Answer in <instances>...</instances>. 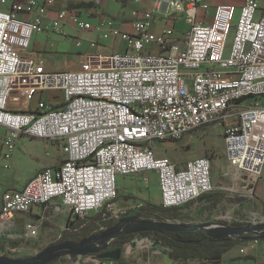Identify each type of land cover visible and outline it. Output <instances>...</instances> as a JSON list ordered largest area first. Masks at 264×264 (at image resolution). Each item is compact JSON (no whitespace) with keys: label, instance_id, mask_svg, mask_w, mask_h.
I'll return each mask as SVG.
<instances>
[{"label":"built area","instance_id":"1","mask_svg":"<svg viewBox=\"0 0 264 264\" xmlns=\"http://www.w3.org/2000/svg\"><path fill=\"white\" fill-rule=\"evenodd\" d=\"M259 1L243 0L233 28L231 6H218L210 22L200 23L197 13L207 12V0H153L155 11L165 6V14L184 17L188 30L177 42L172 28L150 32V12L134 11L129 30L122 31L117 19L101 16L93 25L67 10L46 24L54 0H0V168L11 167L22 137L59 144L64 156L60 166L40 170L22 190L2 194L0 225L11 228L15 214L54 199L72 217L104 208L105 220L117 199V178L141 174L146 182L147 172L156 174L163 208L206 197L213 191L209 157L178 166L152 148L155 142L181 141L206 125L221 128L236 185L250 190L259 181L264 185V12ZM65 20L79 31L98 34L91 49L119 39L124 51L87 54L91 65L85 68L46 70L26 55L31 38L58 31ZM75 46L82 42L75 39ZM46 91L57 92L61 106L48 103ZM22 229V239L38 235L32 221Z\"/></svg>","mask_w":264,"mask_h":264},{"label":"crops","instance_id":"2","mask_svg":"<svg viewBox=\"0 0 264 264\" xmlns=\"http://www.w3.org/2000/svg\"><path fill=\"white\" fill-rule=\"evenodd\" d=\"M207 2L209 4L208 10L207 12H204L202 10L198 11L196 17L197 22H210V19L218 6H231L235 9L236 13L242 6L243 0H232L228 4L220 3L216 0H207ZM80 3H84L87 5L90 4L91 6L79 7L78 4ZM259 4L260 12H264L262 0L259 1ZM60 10H67L68 12L75 13L79 16L80 19L90 22L93 25L97 23L98 19L101 16L117 19L118 21H120L119 27L122 31L129 30L130 22L133 20L132 13L134 11L138 13L150 12L152 14L150 32H152L153 34H160L165 29L172 28L174 31L173 37L177 42H181L184 39L185 33L188 30L183 16L177 14H165V6H163L160 11H155L153 8V0H54V6L46 14L44 22L48 24L49 21L56 17V14ZM181 22L184 23V29H181L180 27V24H183ZM97 38V33L93 31H79L69 20H65L60 25L58 31H47L44 34L33 35L30 41L29 50L27 51L26 55L36 58L38 62L42 63L45 69L48 71L63 70L56 69L57 62H65V65H61V67L63 68L71 66V63H78L87 54H108L105 51L106 46L104 45L108 40L97 43L95 48L91 49L89 47V43L91 41L97 40ZM75 39L82 42V46L80 48L75 46ZM73 68L75 67H72V69ZM44 99L50 104L57 105L60 97L57 92L46 91L44 93ZM10 108H15L14 100L10 101ZM16 152L17 149L15 153ZM60 165L61 164L58 165L54 162L49 161L46 166L34 170V172H32L25 180L21 181V183H19L17 186L11 187V185L8 186L5 183L3 187L0 188V205L1 196L4 192L20 191L28 182V180H30L40 170L46 167L55 168ZM152 174L156 176L154 172H147L144 174L145 176H147L146 182L143 181L144 176L141 174L139 175L144 185H148L149 182L152 181L151 191L148 195L142 189H139L137 195L145 202H140L137 205L130 206L128 212L134 211V209L146 203L160 205L161 198L157 177L155 181L154 178L151 177ZM127 177L129 176H119L117 178V197L120 195L118 189L120 190V193H122L121 191L123 190L125 192V199H127V201H130V194H133V191L131 190V186L125 183L129 180V178ZM118 183L120 184L118 185ZM250 192L253 193L252 198L255 200V203L259 207H261L262 211L264 212L263 183L261 181L257 182L253 186V189L250 190ZM188 204L196 205L198 204V201H193ZM183 206L177 207V214L180 215V220L176 221L182 222L181 218L183 216V213L185 212L183 211ZM65 212L70 214L68 212V209L61 204L59 199H54L45 206H33L28 213L15 214L13 219L14 223L11 228H4L2 225H0V242L4 243L5 245L7 244L5 247H2V250H0V255L12 258H28L39 253L47 246L54 245L60 239L61 234L67 230L68 221L73 220L74 218L70 216V218L66 220L67 222L64 227L60 230V233L57 236L53 237V239L51 240L46 239L47 237L45 236L39 240V234L42 231L43 225H46V220L48 219V217L54 218L62 215V213ZM94 214L95 212L89 213L86 217L93 216ZM31 221L38 226V235L32 239H22V226L24 225V223ZM99 229L104 230L106 228L100 227ZM245 236L249 239L242 240L241 238H239L240 242L230 248L227 252H225L218 262H200L198 260L177 261L169 256V252L171 251L170 248L163 245L160 241H156L151 237L137 236L134 240H132L133 242L131 244L127 243L119 249L122 251V255L119 260H99L97 255H86L78 257L76 260H72L71 258L65 256L53 262L52 264H264V239H256L255 235L249 234ZM255 240H258V242H255ZM28 241H36L34 242V245L36 244L37 247L21 257L13 254L20 252L23 248L19 245L23 246V244ZM13 243H16L17 245H13ZM114 249L115 248L111 247L110 243V247L107 250Z\"/></svg>","mask_w":264,"mask_h":264},{"label":"rangeland","instance_id":"3","mask_svg":"<svg viewBox=\"0 0 264 264\" xmlns=\"http://www.w3.org/2000/svg\"><path fill=\"white\" fill-rule=\"evenodd\" d=\"M216 1L228 4L232 0ZM237 14L238 12L235 13L233 18V28L237 22ZM180 27L184 29V23L180 24ZM231 40L232 34L229 36L228 44H230ZM104 45L106 46L105 51L108 54L116 51H124V44L119 39H110ZM56 64V69H72V67H75L73 69H80L89 67L91 62L83 57L78 63H71V66L62 68L61 65H65V62H57ZM262 101L264 103V98ZM152 148L157 157L168 158L178 166H182L185 161L196 157L207 156L212 160L211 182L214 190L207 197L198 200V204L183 206V211L185 212L181 218L182 222H176L190 225L203 224L205 226H221L219 222L225 221L227 223L237 222L247 224L248 226L252 223L264 221V212L252 198L253 193L250 192L249 187L245 188L242 184L238 186L236 185V180H233V172L225 159L224 140L219 126L206 125L185 135L181 141L172 143L155 142L152 144ZM49 161L58 165L64 161L59 144L26 137L20 138L17 142V152L13 156L11 167L9 169L0 168V188L5 183L8 186L11 185V187L17 186L34 172V170L46 166ZM151 177L156 181L154 174ZM127 178L129 180L125 183L130 185L133 191V194H130V201L125 199V192L122 190V193H120L118 189L120 195L115 200L116 202L112 203L111 210L107 211L106 214L107 219L115 220L116 223L128 218L125 214L128 213L130 206L145 202L137 195L139 189H142L148 195L151 191L152 181L148 185H144L139 175H130ZM70 216V214L65 212L54 218L48 217L46 225H43L42 231L39 234V240L44 236L48 240L57 236ZM34 242L28 241L23 246L19 245L23 249L13 254L21 257L34 250L37 247L36 244L34 245ZM1 244L3 247L7 245L2 242Z\"/></svg>","mask_w":264,"mask_h":264},{"label":"trees","instance_id":"4","mask_svg":"<svg viewBox=\"0 0 264 264\" xmlns=\"http://www.w3.org/2000/svg\"><path fill=\"white\" fill-rule=\"evenodd\" d=\"M78 6L90 7L91 5L80 3ZM59 106L61 105L57 104L53 107L57 108ZM202 198L204 197H200L195 201ZM104 212H106V210L103 208L97 211L93 216H85L83 218L72 217L74 219L68 221L67 230L61 234L60 239L54 245L64 241H80L89 235L101 232L102 230L99 229L100 227L110 228L115 225V220H104ZM125 215L126 217H137L141 220H153L157 222L180 220V215L177 214V208H163L161 205H155L152 203H146ZM219 225L234 227L247 226V224L237 222L227 223L225 221H220ZM137 236L151 237L156 241H160L163 245L170 248L171 251L169 252V256L177 261L198 260L200 262H218L225 252L240 242L239 237L215 239L197 232L158 233L149 231L120 236L111 242V247L120 249L130 241L134 240ZM178 240L187 242L184 243ZM13 245L17 244L13 243ZM2 247L3 246L0 242V250H2Z\"/></svg>","mask_w":264,"mask_h":264},{"label":"water","instance_id":"5","mask_svg":"<svg viewBox=\"0 0 264 264\" xmlns=\"http://www.w3.org/2000/svg\"><path fill=\"white\" fill-rule=\"evenodd\" d=\"M149 231L158 233L197 232L215 239L239 237L242 240L249 239L245 235L251 234L255 235L256 239H264V222L242 227L205 226L203 224L190 225L176 221L157 222L128 217L118 221L112 227L89 235L80 241H64L57 245H49L32 257L12 258L0 255V264H50L65 256L76 260L78 257L86 255H97L99 260H119L122 255L121 250H107L114 239L123 235ZM132 242L130 241L129 244ZM181 242L186 243L187 241Z\"/></svg>","mask_w":264,"mask_h":264}]
</instances>
